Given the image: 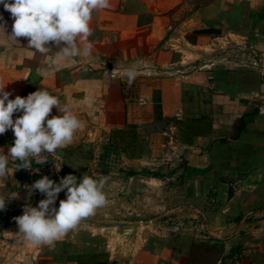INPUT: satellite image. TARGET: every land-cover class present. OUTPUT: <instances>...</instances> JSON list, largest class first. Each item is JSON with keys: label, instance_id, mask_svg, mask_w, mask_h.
Wrapping results in <instances>:
<instances>
[{"label": "crops", "instance_id": "0c3cea01", "mask_svg": "<svg viewBox=\"0 0 264 264\" xmlns=\"http://www.w3.org/2000/svg\"><path fill=\"white\" fill-rule=\"evenodd\" d=\"M110 5L93 12V34L81 43L93 45L91 56L75 63L57 61L55 49L47 56L21 50L23 37L21 46L0 44V84L10 99L47 90L83 123L50 166L17 170L0 184V194L18 193L0 210V264H264V62L212 56L197 66L180 55L224 30L264 33V0ZM0 16L11 34L2 4ZM14 139L11 130L0 135L5 155ZM19 163L9 158L10 169ZM85 173L106 180L107 203L94 220L83 219L54 247L25 243L13 218L45 198L37 190L28 200L26 186L45 175L59 183ZM63 199L65 191L57 208ZM123 213L160 234L177 231L117 254L95 229Z\"/></svg>", "mask_w": 264, "mask_h": 264}, {"label": "clouds", "instance_id": "9594fccd", "mask_svg": "<svg viewBox=\"0 0 264 264\" xmlns=\"http://www.w3.org/2000/svg\"><path fill=\"white\" fill-rule=\"evenodd\" d=\"M0 4L11 14L12 32L7 33L5 23H0V44L20 45L18 38H26L28 43L21 50L47 56L55 49V59L65 64L75 63L77 57L89 58L93 45L87 42L92 36L90 27L92 14L98 9L110 8V0H0ZM0 21L3 17L0 16ZM21 46V45H20ZM129 82L134 73L127 72ZM7 84H0V135L8 130L15 137L8 146L7 155L0 148V184L20 169L32 170L33 161L38 165L48 163L49 155L55 156L58 149L73 143L75 134L83 123L71 113L67 105L47 90L38 89L27 97L17 95L10 99ZM53 107L59 115H53ZM14 114H19L13 119ZM9 158L19 161L14 169L9 168ZM55 165V164H54ZM59 172L61 165H55ZM38 171V169L36 170ZM105 179H95L86 173L79 179L72 174L61 177L56 183L43 176L32 185L26 186L30 200L38 190L45 196L36 207L26 203L23 214L14 217L18 235L25 243L54 247L69 231L80 222L93 216L98 208L106 205L103 191ZM65 191L66 199L55 206L59 193ZM7 199L18 198V193L10 196L0 194V210H4Z\"/></svg>", "mask_w": 264, "mask_h": 264}, {"label": "rangeland", "instance_id": "374dc122", "mask_svg": "<svg viewBox=\"0 0 264 264\" xmlns=\"http://www.w3.org/2000/svg\"><path fill=\"white\" fill-rule=\"evenodd\" d=\"M180 55L184 57L186 60L185 62L197 66L202 65L212 56H229L230 58L236 59L239 64H251L255 59L262 63L264 62V33H260V35H249V32L244 34L241 32L235 33L234 30H224L217 33L216 36L205 45H190L185 47L182 52H180ZM94 215L90 218L91 221L94 220ZM132 215V213H123L119 218L113 216L115 220H118L116 223L111 224V222H107V226H104L102 229H95L96 235L102 237L101 243L106 247H110V250H113L114 253L135 254L144 249V244L148 236H167L171 231H177V229L166 228V232L160 234L156 226L151 223L148 224L135 221L136 219H134ZM111 217L112 215L106 216L107 219ZM169 225H172V223H168L167 227H169ZM119 263L130 264L129 261H122Z\"/></svg>", "mask_w": 264, "mask_h": 264}, {"label": "built area", "instance_id": "2783aa9c", "mask_svg": "<svg viewBox=\"0 0 264 264\" xmlns=\"http://www.w3.org/2000/svg\"><path fill=\"white\" fill-rule=\"evenodd\" d=\"M258 60L257 59H255L254 61H253V64H258ZM201 66V65H200ZM51 155H49V159H48V163H46V164H44V165H38V164H36L34 161H33V165H35L36 167H39V168H42V167H46V166H50V164H51Z\"/></svg>", "mask_w": 264, "mask_h": 264}]
</instances>
